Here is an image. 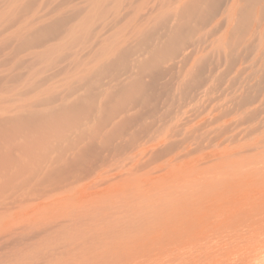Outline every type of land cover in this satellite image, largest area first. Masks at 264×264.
I'll use <instances>...</instances> for the list:
<instances>
[{
    "label": "rangeland",
    "instance_id": "1",
    "mask_svg": "<svg viewBox=\"0 0 264 264\" xmlns=\"http://www.w3.org/2000/svg\"><path fill=\"white\" fill-rule=\"evenodd\" d=\"M0 264H264V0H0Z\"/></svg>",
    "mask_w": 264,
    "mask_h": 264
}]
</instances>
